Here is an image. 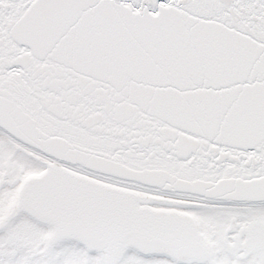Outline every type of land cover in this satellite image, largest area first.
<instances>
[{"label":"snow or ice","instance_id":"6c2138e0","mask_svg":"<svg viewBox=\"0 0 264 264\" xmlns=\"http://www.w3.org/2000/svg\"><path fill=\"white\" fill-rule=\"evenodd\" d=\"M0 264H264V0H0Z\"/></svg>","mask_w":264,"mask_h":264}]
</instances>
